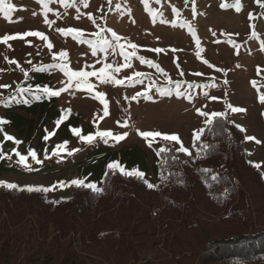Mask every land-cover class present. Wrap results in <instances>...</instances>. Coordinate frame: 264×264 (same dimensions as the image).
Returning a JSON list of instances; mask_svg holds the SVG:
<instances>
[{
    "label": "rangeland",
    "instance_id": "obj_1",
    "mask_svg": "<svg viewBox=\"0 0 264 264\" xmlns=\"http://www.w3.org/2000/svg\"><path fill=\"white\" fill-rule=\"evenodd\" d=\"M7 2L15 7L9 14L11 19L0 13V37L39 31L47 40L28 36L10 40L7 44L0 42V85L11 86L0 88V98L16 92L22 93L23 101L31 102L36 96L33 90L25 94L20 89L25 80L35 74L46 77L45 86L52 90L66 87L68 77L55 66L60 63L71 71L84 70L98 75L101 68L111 65L105 72L125 83L117 85L107 76L104 80L89 76L87 82L93 86L91 91L86 84L77 88L73 80V86L59 96L41 92L39 96L52 100L48 111L42 115L26 112L33 118L30 137L35 143L43 141L37 156L41 163L36 162L40 171L5 170L0 173V180L20 185L43 183L50 189L46 192L48 197L64 199L70 195L68 182L75 179L76 166H84L95 155L96 162L84 168L96 185L107 164L118 160L125 168L144 172L148 181L156 185L154 190L161 195L166 187L165 178L161 172L155 174L153 171L161 148L170 146L177 159L202 156L199 139L195 136L206 127L207 117L197 109L209 114L224 112L229 121L235 119L241 124L245 158L253 165L260 164L256 168L264 178V103L260 100L264 95V5L261 1L240 0L241 7L237 11L235 0H195L194 3L193 0H147V3L145 0H87V7L84 0H69V6L60 0H50L48 8L51 11L46 17L39 0ZM222 4L228 6L222 7ZM152 13L156 14L155 18ZM45 18L51 23H45ZM69 28L82 30V37L76 39L74 34L59 31ZM113 32L121 37L119 43L124 45L125 52L135 51L136 55L128 61L121 54ZM103 40H108L109 44L102 47ZM49 43L53 45L51 49L47 46ZM129 44L138 47L132 49ZM156 48L163 51H152ZM61 51L67 53L63 60L58 55ZM54 53L56 59H53ZM140 57L145 62L142 63ZM125 63L131 67H120ZM117 67H120L119 72L115 71ZM137 72L143 75L134 76ZM129 76L133 82L126 80ZM177 81L182 93L179 96L176 94ZM161 88L170 94L162 95L158 91ZM98 92L105 94L107 116L104 104L96 97ZM137 93L142 94L131 99ZM55 105L60 111L69 106L77 112V128L81 129V135L110 130L114 135L127 132L128 136L118 143L111 138L105 143L99 136L92 143L81 141L76 135L72 140H63L50 116L55 114ZM228 105L245 111H232ZM6 115L7 110L0 108V116ZM125 123L126 127L123 126ZM137 130L177 134L191 155L177 151L180 144L176 141H165L161 137H156L149 146L148 140ZM45 136L49 138L45 139ZM247 136L256 139L249 141ZM65 141L68 142L66 150H58L59 155L53 154L56 146ZM72 149L79 150L72 152ZM99 163L102 174L100 166L96 165ZM61 181L65 182L64 186ZM142 263L141 260L137 264Z\"/></svg>",
    "mask_w": 264,
    "mask_h": 264
},
{
    "label": "trees",
    "instance_id": "obj_2",
    "mask_svg": "<svg viewBox=\"0 0 264 264\" xmlns=\"http://www.w3.org/2000/svg\"><path fill=\"white\" fill-rule=\"evenodd\" d=\"M11 117L16 128L31 123ZM199 142L198 159L168 145L159 153L161 195L146 177L108 168L102 191L70 184L59 200L0 187V264H264V178L243 132L216 117Z\"/></svg>",
    "mask_w": 264,
    "mask_h": 264
},
{
    "label": "snow or ice",
    "instance_id": "obj_3",
    "mask_svg": "<svg viewBox=\"0 0 264 264\" xmlns=\"http://www.w3.org/2000/svg\"><path fill=\"white\" fill-rule=\"evenodd\" d=\"M49 2H50V0H39V3H41L43 5L44 9H45V17L47 16V12L51 11V9L48 8V3ZM194 2H195V0H193V3ZM257 2L259 3L260 0H257ZM60 3L64 4L65 6H69V0H60ZM145 3H147V0H145ZM84 6L87 7V0H84ZM221 6L222 7H227L228 5L227 4H222ZM14 7L15 6L13 4H11V3H8L7 0H0V13H2L4 17H6L8 19H11L9 14L13 11ZM235 7H236L237 11L240 10V7H241L240 0H235ZM152 15H153V18H155L156 14L152 13ZM250 16H251V14H250ZM44 22L45 23H51V21H49L47 18H45ZM252 27L254 28L255 26L253 25ZM190 30H191V28H190ZM59 31H61L62 33H66V34H68V33L74 34V38H76V39H80L82 37V35H83L82 30H78V29H74V28H69L67 30L59 29ZM112 35L114 37H116V42H117V44L119 45V47L121 49V54L124 55L125 61H128L131 56H135L136 55L135 51H133L131 53L125 52L124 51V45L119 43L120 40H121V37H119L115 32H113ZM193 35H195L194 32H193ZM252 35L255 36L256 33L253 31ZM28 36L40 37L43 40H47V37L42 32H39V31H26V32H23V33H16L15 35L5 34L4 36L0 37V42L7 44L8 41H10V40H14L16 38L23 39L24 37H28ZM89 43H92V42L89 41ZM197 43H199V41H197ZM107 44H109L108 40L101 41V46L102 47L104 45H107ZM47 46H48L49 49H51L53 47V45L51 43H49ZM129 46L132 49H135V48L138 47L136 44H129ZM262 50H264V42H262ZM93 51H95V48L93 49ZM152 51L159 53V52H162L163 49L156 48V49H153ZM58 55L61 58V60H63V59L66 58L67 53L64 52V51H61ZM197 55H199V53H197ZM56 56H57V54L54 53L53 54V59H56ZM140 60H141L142 63L145 62L143 57H140ZM12 62L14 63L15 61H12ZM55 66L59 67L62 71L65 72V75L68 77L67 86L64 87V88H60L59 90H52L48 86H44L43 88H41L40 86H37V89H36L37 92H43L45 95H48V96H59L61 92L67 91L68 88L73 86V80L76 81L75 86L77 88H79L82 84H86L88 89L91 91L93 86L87 82V78L89 76H98V78L101 79V80H104L105 77L107 76L108 78H110L112 80L113 83H115L117 85L125 83L124 80L115 79V77H112L110 73H106L105 72V69L112 67L111 65H105L104 68H101L99 70V75L97 74V72H88V71H84V70L71 71L67 67V65H65L63 63L57 64ZM120 67H129L130 68L131 64L125 63L124 65H121ZM120 67L115 68V71L119 72L120 71ZM157 67H159V66L157 65ZM160 70L163 71L162 69H160ZM24 74H25V76H27V72H25ZM142 75L143 74L139 73V72L134 73V76H136V77H140ZM126 80L128 82H133V78L131 76L126 77ZM135 82H141V81H135ZM176 83H177V93L176 94L178 96L182 95V93L178 89V86H179L180 82L177 81ZM225 83H227V81H225ZM253 84H255V81H253ZM213 86H215V85H213ZM7 87H11V86L10 85H0V88H7ZM30 90H31L30 88L29 89H20V91H22V92L23 91H30ZM158 91H160V93L162 95L170 94V93L167 92L166 89H163V88L158 89ZM141 94L142 93H137L136 96H132L131 99L135 100L137 98V96H139ZM104 95L105 94L103 92L96 93V97L98 99H100L101 102L104 104V114H105V116H107L108 115V105H107V101H105L103 99ZM212 99H216V97H212ZM260 100H261L262 103H264V95L260 96ZM228 107L232 111H235V112L245 111L244 109L235 108V107H232L231 105H228ZM69 112H70V110H66V114L69 113ZM197 112H200V114L202 116L207 117V119L205 121L206 125H211L212 122H213V118L224 117L226 115L224 112H212L211 114H209L206 111L201 112L200 109H197ZM63 119H64V116H61L56 121V124L59 125ZM5 123H7V122L4 121L3 119H0V125L5 124ZM123 126L126 127L127 124L125 123ZM237 127L240 128L239 125H237ZM71 131L76 136H78L81 141H84V142H87V143H92L94 141V139L96 138V136H99V137L103 138L105 143H108L109 138H111L113 141L118 143L119 141L125 139L128 136L127 132H124L122 134H115L114 135L113 132L110 131V130L99 131V132L95 133V135H93L92 133H89L88 135H81V129L80 128H72ZM137 131H138L140 136H142L143 138L148 140L149 146H151L152 142L155 140L156 137H161L165 141H176L177 143L180 144V147L177 149V151L184 152L186 154L191 155L189 149L185 148L183 146V144L180 141L179 136L177 134H166V133H161L159 131H139V130H137ZM241 131H244V129L241 128ZM202 133H203V129L200 130V133L196 134L195 138L199 139L200 138V134H202ZM51 134L52 133H50L49 135H51ZM5 136H6V139H8V140L15 139L11 135L5 134ZM149 137H151L152 139L149 140L148 139ZM48 138H49L48 136H45V139H48ZM246 139L249 140V141H252V140H255L256 138L253 137V136H247ZM256 142L259 143V141H256ZM16 143L19 144L21 142L19 140H17ZM67 143L68 142L65 141L64 143L57 145L56 149L53 150V154L59 155V151L58 150H66ZM78 150L79 149H72V152H75V151H78ZM167 150L168 149H166V148H161L160 152H164V151H167ZM69 154H71V153H69ZM16 155L19 156L18 163H20L22 165H25V166H28L27 163H26L27 162V157L25 155H21L19 152H17ZM28 155L31 156V158L33 160H36L37 163H41V161L37 160V154H36L35 150L29 148ZM0 158H3V156L0 155ZM254 166L259 168L260 164H255ZM107 168L109 170H112L113 172L119 171V173H121L122 175H125V176L136 177V178H139V179H144V177H145V173L144 172L140 171L137 168H132L130 170L126 169L123 166V164L120 161H118V160H113V161L109 162L107 164ZM213 179H215V177H213ZM144 182L147 184V187H149V188L156 187V185H153L152 183H148L147 180H145ZM68 183H70L71 185L87 187V188H89V189H91L93 191H96V192L102 191V189L97 187V185L95 183H87V184H85V181L82 180V179H73V180H71ZM60 184H61V186H64L65 182L61 181ZM0 187H6L8 189H17L19 186L17 184H15V183H10V182L4 181V180H0ZM21 190H27L29 192H32V191L47 192L50 189L42 187V186L26 185L25 188L21 189Z\"/></svg>",
    "mask_w": 264,
    "mask_h": 264
},
{
    "label": "crops",
    "instance_id": "obj_4",
    "mask_svg": "<svg viewBox=\"0 0 264 264\" xmlns=\"http://www.w3.org/2000/svg\"><path fill=\"white\" fill-rule=\"evenodd\" d=\"M37 74L27 78L24 82L23 89H31L35 93L34 95L35 98L31 102H25L22 100L21 95L17 94L16 92L9 94L7 97L0 98V108H4L7 110V115L5 117H1L0 119H3L6 122H12V117L11 114H18L24 119H27L28 121H31L30 124H23L19 128L14 127L12 124L7 123V124H2L0 125V155L3 156V158H0V173L5 172H16V170L19 171H25V173L30 172H39L40 168L39 166L36 165V160H33L31 157H27V164L29 166H24L18 163L19 161V156L16 155L17 152H19L21 155H28V150L29 148L33 149L36 151L37 156L40 153V148L42 146L43 141H38L35 143V141L30 137L33 127V118L29 116L28 114H35L38 113L39 115L43 114L45 111H48L50 108V102L52 100H47V98L39 96L41 92H37V86H40L43 88L45 86V80L46 77L40 76V74ZM39 76V77H38ZM38 78V79H37ZM68 82V81H66ZM23 93H27V91H23ZM73 108H70L69 106L65 107L63 111H60L57 105H55V114H52L54 124H56V121L61 117L64 116V119L61 121L59 125L56 124V131L58 132V135L63 138V140H72L74 137V133L71 131L72 128H77V116H76V111L73 110L69 113L66 114V110H69ZM75 111V112H74ZM28 114H27V113ZM54 115V116H53ZM235 124L239 125L240 127L241 124L237 122V120H231ZM47 122V121H45ZM45 125V124H44ZM243 129V127H242ZM54 131V133H56ZM53 133V134H54ZM7 135L13 136L15 139H13V143L11 140L6 139ZM21 134L22 137H20ZM19 140L21 143L17 144L16 141ZM33 142H32V141ZM32 142V143H31ZM27 154V155H26ZM75 154L73 153L72 156ZM102 156V155H101ZM100 157V156H99ZM105 157V156H104ZM101 157V158H104ZM97 158L95 155L91 158V160H88L84 166L81 167V165L76 166L75 168V173H74V178L75 179H82V180H92L89 171L85 170L84 167H86L89 164L95 163ZM260 171V170H259ZM15 184L20 185V183L16 182ZM28 185H40L44 186L43 183H36V182H29V183H24ZM22 185V184H21Z\"/></svg>",
    "mask_w": 264,
    "mask_h": 264
}]
</instances>
